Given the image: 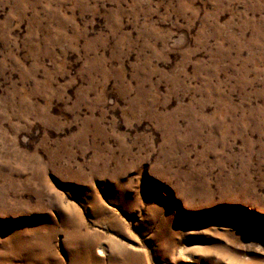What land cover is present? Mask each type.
Returning <instances> with one entry per match:
<instances>
[{
    "label": "rangeland",
    "instance_id": "374dc122",
    "mask_svg": "<svg viewBox=\"0 0 264 264\" xmlns=\"http://www.w3.org/2000/svg\"><path fill=\"white\" fill-rule=\"evenodd\" d=\"M84 256L264 264V0H0V264Z\"/></svg>",
    "mask_w": 264,
    "mask_h": 264
},
{
    "label": "bare ground",
    "instance_id": "6f19581e",
    "mask_svg": "<svg viewBox=\"0 0 264 264\" xmlns=\"http://www.w3.org/2000/svg\"><path fill=\"white\" fill-rule=\"evenodd\" d=\"M84 246H87L88 248L90 247L89 243H87V242L85 243ZM88 253L91 255V252L89 251V249H88ZM126 261H127V264H131V262H132L131 257H127ZM75 264H97V263H95L94 261L91 262V259L89 257L84 256V257H82L81 260L78 259L77 261H75Z\"/></svg>",
    "mask_w": 264,
    "mask_h": 264
}]
</instances>
